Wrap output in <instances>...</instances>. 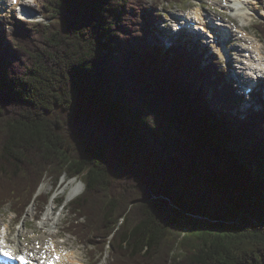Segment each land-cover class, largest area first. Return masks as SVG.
<instances>
[{
	"label": "trees",
	"instance_id": "obj_1",
	"mask_svg": "<svg viewBox=\"0 0 264 264\" xmlns=\"http://www.w3.org/2000/svg\"><path fill=\"white\" fill-rule=\"evenodd\" d=\"M180 1L44 0L52 23L0 24V209L80 182L67 230L94 264H264V103L234 112L216 63L159 46L156 6Z\"/></svg>",
	"mask_w": 264,
	"mask_h": 264
},
{
	"label": "rangeland",
	"instance_id": "obj_2",
	"mask_svg": "<svg viewBox=\"0 0 264 264\" xmlns=\"http://www.w3.org/2000/svg\"><path fill=\"white\" fill-rule=\"evenodd\" d=\"M4 1H5L4 3L6 4L5 6H7L4 9H6L5 11L7 13L5 14V16H2L3 14L0 13V23L2 25L3 31L10 30L15 20H21L20 17L31 18L29 19L31 20V22H39L41 24H47V25L48 23L50 24L54 21L52 16H50L49 18V15H47V13H43V8H42L41 3H43L44 0H23L25 3L29 5V7L28 9L25 8L20 13L18 12L19 9L15 10V7H13L10 11H8L7 8L11 6V1L10 0H4ZM222 1L223 0H181L177 4H168L165 2H160V5L157 11H155V13L157 14V18H156L157 22L155 25V30H152V33L158 38L159 32L161 33V29H163L166 35H168L170 31H166V29L171 30L174 20L176 18H180L179 17L180 15H182L185 12H188L189 9L193 5H196V4L201 5L205 10L208 11V13H210V15L217 16L219 15L217 13L219 9L216 8V4H221ZM256 2L258 1L256 0ZM17 8H19V6ZM249 10H250L249 12L255 13L256 16L252 18L248 17L244 21V23H246V26H248L247 29L251 34L252 33L256 34V36L258 37V40L262 42L263 47H264V36L259 34L256 31V29H254L253 27L254 25H255V28H258L259 26L263 27L264 26V16L259 15V13L254 8V4ZM214 20H216V17H214ZM238 20L240 19L237 18L236 21H233V24L237 25ZM27 22H29L28 19H27ZM160 41L161 42L159 43V46L163 48L164 50L168 49V47L171 44V42L166 43L164 39H161ZM145 42H147L150 45L153 44V40L149 36L148 38H146ZM180 43L184 44L186 43V40H180ZM203 43L204 42L202 41L200 45L194 48L187 47L186 45L185 47L187 49V52H192L194 49L201 52L203 50L202 48L204 47V46H201ZM244 46H246V43L243 40L238 39L237 36L234 34V37L231 38V42L227 47V51L230 52L229 55L231 58L229 59L228 67L225 68V79L226 80L231 81V78L233 77L231 73L232 70L238 72L239 76L245 77L247 79V77L245 76L247 75L246 71L240 69L241 67L240 60H242L244 52L239 51V49ZM209 55L210 53L206 52L205 58L209 57ZM226 62L222 64V67L226 65ZM205 64L206 63L203 62V65ZM242 67L244 68L245 66L242 65ZM222 72L223 71H221L220 73L222 74ZM249 82L250 81H248V83ZM245 84L246 82H244L242 85L246 86ZM232 86H233L232 89H235L234 88L235 85H232ZM236 87H238V85ZM236 94L240 95V92L238 91L236 92ZM254 95H257V94L254 93ZM252 101L255 103L253 106L254 110L256 111L260 110L262 106L260 101L256 98H253ZM241 107L237 108V111L239 113L244 114V112H246L248 108L245 104H244V107H242L243 109H241ZM84 108H85L84 111H86L87 114L83 112L80 113L82 122L79 123V125L82 127L83 134H85L86 136H91L92 140L96 142L103 143V141H106L108 139V135L107 133L104 132V129H103L104 126L100 123V121L94 115L93 111L88 112L89 110L87 109V107H84ZM65 117L66 116L64 114V119L66 120ZM72 121L73 120L71 119V121L69 120L68 122L70 123ZM76 182L80 183L76 180H71L68 182L65 179H61L59 184H57L56 187L54 188L52 187L51 183L44 182L40 187L39 193L42 194L41 196H45L46 200L48 198L50 199L48 204L44 206L41 210H39L40 204L37 201L35 206L28 207V209L26 210L22 218L15 217L14 215L15 212L14 210H12V208H10L11 207L10 205L5 206L4 208L0 209V228L5 223L11 225V228H10L11 229V235H10L11 245L16 248H20L19 250L21 252H32L38 247L40 249L41 246H39L40 245L39 243H42L43 239H45L44 238L45 234L48 235L49 232H51L49 229H42V225H43L42 222L46 218L44 216H47L48 214H50L51 212L50 208L52 204H54L53 205L54 210L51 212L52 218L51 217L50 218L54 222H56L55 220H59V222H58V229L56 230L55 237L53 239L60 245L59 247H61V249L74 250L76 254L78 255V257L80 258V260L85 262V264H94L92 263V261L94 260H90L88 256V250H87L88 248L80 244L78 239L67 230L68 225L72 223V217L68 213V201L66 197H67V193L70 191V189L73 186H75ZM59 200H62L63 202L60 205H58ZM18 231L23 232V236H20V235L18 236ZM50 240L51 238L48 239V236H46V240L44 242L47 243ZM98 264H105V260H102Z\"/></svg>",
	"mask_w": 264,
	"mask_h": 264
},
{
	"label": "bare ground",
	"instance_id": "obj_3",
	"mask_svg": "<svg viewBox=\"0 0 264 264\" xmlns=\"http://www.w3.org/2000/svg\"><path fill=\"white\" fill-rule=\"evenodd\" d=\"M1 1L3 2L4 0H0V7H3L1 5ZM11 1V0H10ZM20 1V4L22 7L27 8L29 7V5L27 3H25L23 0H18ZM229 4V8L231 10V12H233L234 16H236L237 18H239V22L244 24V21L249 17L252 16V13L249 12L248 8L245 7V1H240V0H233L228 2ZM220 8V6H219ZM197 12H200V10H198ZM184 14V13H183ZM218 20V19H217ZM175 24V22L173 23ZM173 26V25H172ZM164 41H166V43L170 42V39L167 37L163 38ZM225 40V39H224ZM255 43V42H254ZM239 51H243V57L242 60H240L241 62V70H245L248 72H251V74H253L252 76L256 77V75L260 76L259 73H261L260 68H261V63L264 62V53H259L252 51V49L249 47V44L244 47H241L239 49ZM220 52L223 53V58H227L229 56L230 52H227L224 50V48H220ZM258 54V55H256ZM245 66L244 68L242 67ZM233 71V70H232ZM234 74L237 77H241L238 75V72L234 71ZM249 81V80H248ZM247 81V82H248ZM250 83V82H249ZM261 87L260 90L264 92V81H262L261 83ZM244 90V89H243ZM83 190V185L81 183H75V186H73L70 191L67 193V201L68 203L73 200L74 198H76ZM53 205L50 208V211L52 212L53 209ZM50 212V214H48L44 220H43V225H42V229H49L51 232H49V234H45L42 243H39L37 245L41 246L40 249L39 247L36 248L34 251L32 252H19V254L21 253H25L30 260H32V264H48V261L51 260L53 257L55 256H60L61 257V263L63 264H84L80 258L78 257V255L76 254V252L70 254V256L68 257H64L63 254L64 253H68L67 250H63L59 248V245H57L54 242V237H55V232L58 229V222L59 220H55L56 222H54L51 218H52V213ZM47 214V213H46ZM35 217V215H34ZM51 217V218H50ZM6 227V231L4 232H0V241L5 240V242H9L8 236L10 234V224H5ZM61 229V228H60ZM23 236V232H19L18 231V236ZM46 236H48V239L51 238V240L47 243H45L44 241L46 240ZM55 245L56 251L53 253V251L51 250V246ZM36 246V245H35ZM49 249H46V248ZM12 249V248H11ZM20 249V248H18ZM13 251H16V249H12ZM70 251V250H69Z\"/></svg>",
	"mask_w": 264,
	"mask_h": 264
},
{
	"label": "snow or ice",
	"instance_id": "obj_4",
	"mask_svg": "<svg viewBox=\"0 0 264 264\" xmlns=\"http://www.w3.org/2000/svg\"><path fill=\"white\" fill-rule=\"evenodd\" d=\"M3 241H0V244H2ZM0 255H3L6 258L9 259H18L23 261V257L20 256H15L10 250H8L6 247L5 248H0ZM58 257H53L51 260L48 261V264H55V261L58 260Z\"/></svg>",
	"mask_w": 264,
	"mask_h": 264
}]
</instances>
